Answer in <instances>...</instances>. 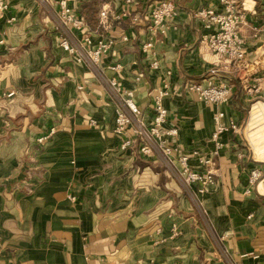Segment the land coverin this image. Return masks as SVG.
Instances as JSON below:
<instances>
[{"label":"crops","instance_id":"obj_1","mask_svg":"<svg viewBox=\"0 0 264 264\" xmlns=\"http://www.w3.org/2000/svg\"><path fill=\"white\" fill-rule=\"evenodd\" d=\"M57 1L48 0V9L55 10ZM79 1L82 16L90 0ZM158 1L101 4L98 26L100 12L109 7V34L130 38H117L105 63L119 61L143 74L137 85L121 81L135 90L141 108L167 87V124L179 130L176 143L185 151H208L216 107L196 101L185 86L209 78L218 64L200 45L203 29L194 14L219 3L172 0L177 15L155 42L156 54L147 57L141 49ZM1 2L7 8L0 10V264H264V197L248 192L254 162L243 137L223 136L214 184L205 193L192 188L191 199L155 157L121 150L122 139L113 133L114 103L98 78L60 49L46 5ZM255 9L258 17L248 19L259 23L264 0ZM241 33L248 61L264 68V33L254 38L249 26ZM153 60L157 69L150 68ZM234 83L231 103L222 108L244 125L253 96ZM262 109L264 103L254 104L247 132Z\"/></svg>","mask_w":264,"mask_h":264},{"label":"built area","instance_id":"obj_2","mask_svg":"<svg viewBox=\"0 0 264 264\" xmlns=\"http://www.w3.org/2000/svg\"><path fill=\"white\" fill-rule=\"evenodd\" d=\"M40 1L48 9V0ZM125 2L131 4L133 0ZM218 3L217 8H201L194 14L203 29L200 45L210 51L218 64L211 69L209 78L191 81L185 86V91L194 95L196 101L216 107L213 117L215 128L209 140L211 148L208 151L201 147L185 151L176 143L179 130L167 124L168 110L164 105V99L169 94L167 87L158 92L150 107L141 108L135 101V90L127 89L121 81L129 78L137 85L143 74L133 73L119 61L105 63L106 60L109 61V54L117 38L123 42L130 39L125 33H121L120 37L109 34L112 16L109 7L100 12V22L96 30H91L79 14V0H58L55 10L48 9L60 36V49L76 63L85 65L106 88L114 103L116 116L113 133L122 139L121 150L135 148L141 157H155L188 192L191 199H194L192 188H197L199 193H205L207 187L214 184L216 160L226 148L223 136L233 134L242 137L243 129L248 125L247 121L241 125L232 118L228 119L222 108L231 103L235 92L234 81H239L243 91L253 96V100L248 101V106L255 102L256 97H260L258 95L261 94L264 84V68L260 66V62L248 61L246 37L241 33V29L248 26L254 38H260L264 33V18L259 23L250 22L248 19L249 14L253 18L258 17L255 9L257 0H254L252 7L247 6V0L240 3L237 0H218ZM6 8L1 2L0 10ZM149 15V35L141 51L143 55L152 57L156 54L154 47L158 37L166 35L171 28L177 15V7L172 0H160L153 5ZM99 31L105 33L100 34ZM158 67L159 62L153 60L150 68ZM107 70L113 76H108ZM221 74L227 77H222L216 83V76ZM54 133L55 130H52L49 135L40 138L39 143H44ZM251 160L254 166L249 172L251 188L248 192L254 191L264 197L259 188L264 183V169L257 160Z\"/></svg>","mask_w":264,"mask_h":264},{"label":"rangeland","instance_id":"obj_3","mask_svg":"<svg viewBox=\"0 0 264 264\" xmlns=\"http://www.w3.org/2000/svg\"><path fill=\"white\" fill-rule=\"evenodd\" d=\"M258 96L260 97H256L255 102L250 103V105L246 108L247 111H245V118L247 124L250 119L252 107H254L253 104H257L259 102L264 103V93ZM260 114L259 121L255 124L256 127L253 132H247V127H244V132H242L241 135L246 145L248 155H250L252 159L257 160L260 166L264 169V109L261 110ZM256 147L259 151L256 150ZM259 188H261L260 192L264 194V183Z\"/></svg>","mask_w":264,"mask_h":264},{"label":"trees","instance_id":"obj_4","mask_svg":"<svg viewBox=\"0 0 264 264\" xmlns=\"http://www.w3.org/2000/svg\"><path fill=\"white\" fill-rule=\"evenodd\" d=\"M105 0H90L88 3L84 4V9L82 12V16L87 23V26L90 29H97L98 27V12L101 7V4Z\"/></svg>","mask_w":264,"mask_h":264}]
</instances>
